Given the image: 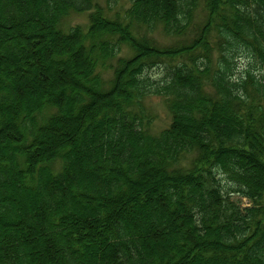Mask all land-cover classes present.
<instances>
[{
  "label": "trees",
  "instance_id": "16d2710c",
  "mask_svg": "<svg viewBox=\"0 0 264 264\" xmlns=\"http://www.w3.org/2000/svg\"><path fill=\"white\" fill-rule=\"evenodd\" d=\"M104 5L0 0V264H264V0Z\"/></svg>",
  "mask_w": 264,
  "mask_h": 264
},
{
  "label": "rangeland",
  "instance_id": "374dc122",
  "mask_svg": "<svg viewBox=\"0 0 264 264\" xmlns=\"http://www.w3.org/2000/svg\"><path fill=\"white\" fill-rule=\"evenodd\" d=\"M98 2H100V4H103V6H105L104 4H105V2H106V0H97ZM70 22L71 23H69L68 25H71V24H80V25H83V26H87L88 24H89V22H90V14L89 13H78V14H73L71 17H70ZM159 36V39L160 40H166V39H163V37L159 34L158 35ZM42 67V66H41ZM17 68H19V69H22L21 70V73H22V76H23V74H26L27 73V75L26 76H28V83H29V85H33V83L34 82H37V83H39V82H42V78H41V76H40V74H39V67H38V69L37 70H34V66H31V67H27V68H25L24 66H22L21 65V67H18V66H16L13 70H12V72L13 73H16V71H17ZM37 68V67H36ZM46 71V68L45 67H42L41 68V70H40V72H43V71ZM152 106L154 107V111H155V113L158 115V119H157V122H156V126H155V130L156 131H161L163 128H165V127H167L168 126V124L171 122V118H170V114H169V111H168V109H167V107H166V105L164 104V102L162 101V99L161 98H159V97H155V98H153V104H152ZM11 132V129H6V134H7V136H9V133ZM106 136H104V138H105ZM112 136H107V138H106V140L108 139V138H111ZM81 144H79V146H80ZM80 149H82V148H80ZM27 198V199H31V205L33 206V205H37V204H33V200H36L35 198H36V195L35 194H30L29 196H24V198ZM26 198H25V200H26ZM242 202H243V204H247L248 203V200L247 199H242ZM17 204H20V202L19 201H17ZM34 207V206H33ZM40 207H42V205L41 204H39V208ZM86 216H88V215H86L85 214V217ZM29 225H34V227L36 226V227H38V225H37V223L35 222L34 223V221L33 222H29L28 223ZM99 231V230H98ZM97 231V232H98ZM39 232V231H38ZM40 236V237H39ZM39 236H38V238H37V240H39L40 241V239H41V235L39 234ZM99 256V255H98Z\"/></svg>",
  "mask_w": 264,
  "mask_h": 264
}]
</instances>
